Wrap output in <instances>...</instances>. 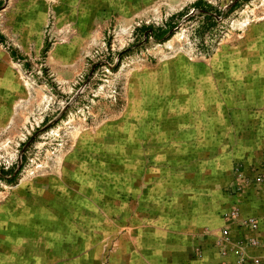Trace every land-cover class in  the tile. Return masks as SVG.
Wrapping results in <instances>:
<instances>
[{
    "label": "rangeland",
    "instance_id": "obj_1",
    "mask_svg": "<svg viewBox=\"0 0 264 264\" xmlns=\"http://www.w3.org/2000/svg\"><path fill=\"white\" fill-rule=\"evenodd\" d=\"M254 127L264 0H0V264H177Z\"/></svg>",
    "mask_w": 264,
    "mask_h": 264
},
{
    "label": "crops",
    "instance_id": "obj_2",
    "mask_svg": "<svg viewBox=\"0 0 264 264\" xmlns=\"http://www.w3.org/2000/svg\"><path fill=\"white\" fill-rule=\"evenodd\" d=\"M254 131L255 127L250 135L253 138L243 140L244 147H237V151H232L231 158L225 161L226 180L221 187L218 185L223 180H212L208 185L206 170L203 171L204 188L201 192L209 196L195 212H187V219H182L170 237L174 241L172 256L177 257V264H264V182L254 184L247 181V177L242 178L235 173V166L240 163L257 164L258 160L264 159V142ZM239 144L242 145L241 142L234 143ZM250 146L251 158L245 159L244 155L249 151L245 147ZM234 210L239 212V217H233ZM198 213L199 222L195 221ZM251 218L258 223L256 231L245 223ZM206 228L209 232L200 234ZM250 238L257 244H246ZM197 249L201 251L198 254Z\"/></svg>",
    "mask_w": 264,
    "mask_h": 264
},
{
    "label": "built area",
    "instance_id": "obj_3",
    "mask_svg": "<svg viewBox=\"0 0 264 264\" xmlns=\"http://www.w3.org/2000/svg\"><path fill=\"white\" fill-rule=\"evenodd\" d=\"M232 215H233V217L237 218V217H239V212L237 210H234L232 212ZM245 223L247 225H249L253 231L257 230L258 223H257L256 220L251 218V219L246 220ZM246 244H248V245H256L257 241L255 239H253V238H250V239L247 240ZM231 264H233V263H231ZM236 264H243V262L236 263Z\"/></svg>",
    "mask_w": 264,
    "mask_h": 264
},
{
    "label": "trees",
    "instance_id": "obj_4",
    "mask_svg": "<svg viewBox=\"0 0 264 264\" xmlns=\"http://www.w3.org/2000/svg\"><path fill=\"white\" fill-rule=\"evenodd\" d=\"M148 30H150V32H151V33H150L151 36H156L155 39H156L157 41H160V40L164 39L165 36H166L165 34H159V35H156V34L152 31L151 28L146 29V33L149 32Z\"/></svg>",
    "mask_w": 264,
    "mask_h": 264
}]
</instances>
